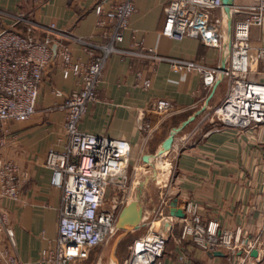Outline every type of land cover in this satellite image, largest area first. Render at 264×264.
I'll return each instance as SVG.
<instances>
[{
  "label": "crops",
  "instance_id": "crops-1",
  "mask_svg": "<svg viewBox=\"0 0 264 264\" xmlns=\"http://www.w3.org/2000/svg\"><path fill=\"white\" fill-rule=\"evenodd\" d=\"M119 1L0 0V28L23 31L31 25L34 35L41 38L53 23L69 42L72 59L86 63L90 56L85 46L69 41L65 34L86 39L95 45L91 47L94 54H101L98 46L110 42V23L105 20L98 26L94 8L100 3L108 10ZM134 5L128 26L122 30V41L113 43L116 50L106 57L97 98L88 105L79 128L127 140L131 158L144 172L125 204L134 202V213L119 228L121 232L112 241L109 238L91 249L85 260L72 264H123L129 246L150 222L154 227L157 223V230L165 235L160 264H177L180 255L202 264H238L245 257L248 243L257 240L260 247L264 236V124L233 127L216 122L213 110L223 99L228 81L221 79L206 87L197 73L173 72L166 60L180 58L223 67L227 52L193 38L176 41L162 35L165 0H134ZM249 40L253 47L264 46V24L250 27ZM254 67L248 78L264 83L262 62ZM143 80L149 81L147 87L142 85ZM78 87L76 76H62L56 57L43 71L35 113L25 121L0 123V158L14 162L20 178L19 199H0L20 264L37 263L44 250L54 247L60 190L50 185L51 172L44 159L49 149L61 150L65 142L63 113L55 107ZM55 89L62 96H56ZM157 99L171 102V110L165 115L153 110ZM188 118L192 119L174 134L170 148L159 155L162 158L168 153L171 162L164 161L167 176L160 184L156 180L158 172L154 168L149 172L146 166L172 129ZM161 194L168 202L176 200V209L171 212L168 207L159 217L156 210ZM188 200L197 204L204 220L214 219L222 227L241 229L234 255L222 248L202 250L191 240L180 238L179 214ZM106 204L107 198L105 208L115 212V205L108 208Z\"/></svg>",
  "mask_w": 264,
  "mask_h": 264
},
{
  "label": "built area",
  "instance_id": "built-area-1",
  "mask_svg": "<svg viewBox=\"0 0 264 264\" xmlns=\"http://www.w3.org/2000/svg\"><path fill=\"white\" fill-rule=\"evenodd\" d=\"M134 10V0H120L108 10L100 3L95 6L97 25L103 26L105 20L110 23V42L98 46L99 55L94 54L91 47L95 45L86 39L65 34L69 41L85 46L90 56L86 63L72 59L69 42L53 23L45 28L41 38L34 35L31 25L23 31L0 28V123L25 121L35 113L43 71L54 58H59L64 78L73 75L79 80V87L55 107L63 113L65 142L61 150L47 151L44 165L51 172L50 185L60 190L57 235L54 247L44 250L42 259L34 264L85 260L91 249L104 244L116 231V213L105 208V203L110 186L124 184L127 179L131 145L123 138L83 131L79 121L97 98L106 57L116 50L113 43L122 41V30L128 26ZM163 10L162 35L176 41L193 38L228 54L223 67H207L180 58L166 60L173 72L197 73L206 87L221 79L228 81L223 99L213 110L216 121L233 127L264 124V83L248 78L256 63L262 62L264 70V46L253 47L249 40L250 27L264 24V0L245 5L232 3L228 14L221 0H165ZM238 15L241 17L236 18ZM142 85L147 87L149 81L143 80ZM54 94L62 96L58 89ZM171 107L167 99L153 103L158 115H165ZM19 184L17 165L0 158V199L17 201ZM131 197L132 193H127L121 203L126 204ZM168 207V200L161 194L157 216L162 217ZM179 221L180 238L191 240L202 250L222 248L234 255L240 244L239 227L229 229L214 219L204 220L193 200L185 203ZM257 243H248L245 257L238 264H264V245L258 247ZM164 247L165 235L150 222L129 246L123 264H160ZM253 248L257 255L251 259ZM177 260V264H202L184 255ZM0 264H20L13 231L1 209Z\"/></svg>",
  "mask_w": 264,
  "mask_h": 264
},
{
  "label": "rangeland",
  "instance_id": "rangeland-1",
  "mask_svg": "<svg viewBox=\"0 0 264 264\" xmlns=\"http://www.w3.org/2000/svg\"><path fill=\"white\" fill-rule=\"evenodd\" d=\"M210 116H212V114ZM212 118L216 121L214 116ZM162 161L163 162L164 161L169 162V164L171 163L168 153H167V155H164L162 158L161 157L159 158V156H155L152 159L151 163L146 166L147 171L151 172L152 169L154 168L155 171L158 172V177L156 180H159L160 184L163 182V180L166 179V176H167V172H166L167 170L164 169V166H166V165H165V162L161 163ZM134 162L135 161H133V159L130 156L129 164H128L127 172H126L127 179H126L125 183L121 184V185L110 186L108 193H107V204H106L107 207L111 208V205H114V204L116 205L114 208L115 213H116V221H117L118 214H119L121 208L125 205V204L121 203V199L127 193L129 194L131 192L133 194V192L136 190L135 186H136L137 181H140L139 175L142 172H144V169L143 168H137V165ZM137 186H138V184H137ZM155 228H157V223L155 224ZM116 230H118V231L117 232L115 231L116 233H114L113 236L110 237V239L108 241H112L121 232V230L117 226H116ZM261 243H262V245H264V236L261 240Z\"/></svg>",
  "mask_w": 264,
  "mask_h": 264
},
{
  "label": "water",
  "instance_id": "water-1",
  "mask_svg": "<svg viewBox=\"0 0 264 264\" xmlns=\"http://www.w3.org/2000/svg\"><path fill=\"white\" fill-rule=\"evenodd\" d=\"M221 1H222L223 8H224L225 12L228 14L229 13V7L232 4V0H221ZM191 119L192 118H188V119L184 120L180 126L172 129L170 134L163 140V142L161 144V149L158 150L157 155H161L164 151H166L170 148L174 134L177 131H179L181 128H183ZM153 175H155V172L153 173ZM169 207H170V211L174 212L176 209L175 208L176 207V200L169 202ZM133 209H134V202L130 203L129 205H125L121 208V210L118 214L117 221H116V226L118 228H121L124 225L125 220L132 217V215L134 213L132 211ZM250 255L253 257H255L257 255V251L255 248L250 250Z\"/></svg>",
  "mask_w": 264,
  "mask_h": 264
}]
</instances>
